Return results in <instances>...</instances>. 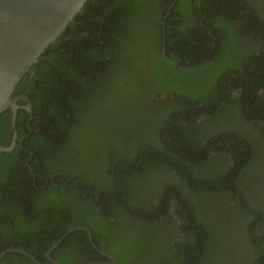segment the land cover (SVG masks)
<instances>
[{
  "label": "trees",
  "instance_id": "trees-1",
  "mask_svg": "<svg viewBox=\"0 0 264 264\" xmlns=\"http://www.w3.org/2000/svg\"><path fill=\"white\" fill-rule=\"evenodd\" d=\"M18 96L33 112L0 114V256L264 264L261 0H89Z\"/></svg>",
  "mask_w": 264,
  "mask_h": 264
},
{
  "label": "water",
  "instance_id": "water-1",
  "mask_svg": "<svg viewBox=\"0 0 264 264\" xmlns=\"http://www.w3.org/2000/svg\"><path fill=\"white\" fill-rule=\"evenodd\" d=\"M89 0H0V114L11 108L14 120L19 109L18 100L13 94L32 67L67 29ZM176 66L174 62L167 59ZM28 110L33 112L27 97ZM3 148L9 151L14 148ZM86 231L87 228H81ZM75 229L70 230L67 235ZM56 243L55 249L62 240ZM9 252H19L30 256L26 251L9 249L0 256V261ZM50 251L49 253H51ZM36 264H41L30 256ZM57 264V263H56Z\"/></svg>",
  "mask_w": 264,
  "mask_h": 264
},
{
  "label": "flooded vegetation",
  "instance_id": "flooded-vegetation-1",
  "mask_svg": "<svg viewBox=\"0 0 264 264\" xmlns=\"http://www.w3.org/2000/svg\"><path fill=\"white\" fill-rule=\"evenodd\" d=\"M261 5L264 6V0H261ZM21 97H26V96L15 97V99H19L18 103L21 100H23V99H21ZM28 106L29 105H27V107H26L27 110H28ZM30 113H32V112H30ZM251 128L254 129V126L249 124L247 126V130H249V132L252 133V137L257 136V132H256L257 130L256 131L251 130ZM14 138L15 139L17 138V134H15ZM263 144H264V141H263ZM263 166H264V163H263ZM259 175H260V173H259ZM253 180L255 181V183L251 185V194H250L251 196L249 197V201L252 202L261 211V214H264V170H263V175L259 176L257 179L254 178ZM253 219H254V217L252 216L250 221H252ZM130 233L131 232L129 230H127V229L125 230V235H127V234L129 235ZM254 235L256 236V238L262 237L264 235V224L263 225L258 224L254 228ZM47 257H48V259H50L48 254H47ZM107 257L113 261L111 264H117V260L115 259V257H113V256H107ZM51 262L53 264H56V263L59 264V262L57 260H51Z\"/></svg>",
  "mask_w": 264,
  "mask_h": 264
}]
</instances>
